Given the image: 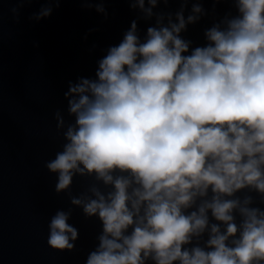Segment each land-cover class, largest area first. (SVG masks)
<instances>
[{
  "label": "clouds",
  "instance_id": "1",
  "mask_svg": "<svg viewBox=\"0 0 264 264\" xmlns=\"http://www.w3.org/2000/svg\"><path fill=\"white\" fill-rule=\"evenodd\" d=\"M127 2L139 15L121 41L68 83L70 120L54 112L64 142L44 167L71 207L47 245L75 249L79 208L101 225L85 264H264V0H212L230 9L195 47L182 33L209 15L203 0ZM81 3L107 18L105 0ZM139 20H154L143 37ZM77 176L91 182L73 195Z\"/></svg>",
  "mask_w": 264,
  "mask_h": 264
}]
</instances>
